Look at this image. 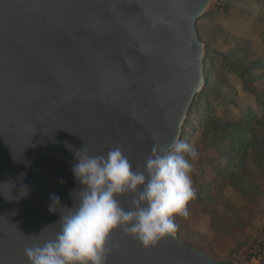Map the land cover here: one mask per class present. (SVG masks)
I'll list each match as a JSON object with an SVG mask.
<instances>
[{
    "label": "water",
    "instance_id": "1",
    "mask_svg": "<svg viewBox=\"0 0 264 264\" xmlns=\"http://www.w3.org/2000/svg\"><path fill=\"white\" fill-rule=\"evenodd\" d=\"M212 1L0 0V264H29L26 248L55 239L81 188L76 151L120 147L135 169L181 138L206 82L197 21ZM107 264L223 263L177 234L145 248L117 229Z\"/></svg>",
    "mask_w": 264,
    "mask_h": 264
},
{
    "label": "rangeland",
    "instance_id": "2",
    "mask_svg": "<svg viewBox=\"0 0 264 264\" xmlns=\"http://www.w3.org/2000/svg\"><path fill=\"white\" fill-rule=\"evenodd\" d=\"M197 31L217 85V92L213 86L201 99L200 111L206 107L216 126L255 116V133L264 142V101L249 89L264 94V0H213ZM187 131L184 141L199 153L192 173L197 195L187 205L188 216L174 218L176 234L219 263L264 264L258 260L264 248V162L250 149L241 168L230 166L205 143L198 121Z\"/></svg>",
    "mask_w": 264,
    "mask_h": 264
},
{
    "label": "clouds",
    "instance_id": "3",
    "mask_svg": "<svg viewBox=\"0 0 264 264\" xmlns=\"http://www.w3.org/2000/svg\"><path fill=\"white\" fill-rule=\"evenodd\" d=\"M72 166L81 185L76 205L61 216L55 239L25 249L29 264H107L109 238L122 229L145 248L177 232L175 217H187V205L196 198L192 173L197 149L176 137L155 145L143 165L133 168L122 148L93 156L83 147ZM130 197L131 207L121 204ZM50 211L60 204L51 197Z\"/></svg>",
    "mask_w": 264,
    "mask_h": 264
},
{
    "label": "trees",
    "instance_id": "4",
    "mask_svg": "<svg viewBox=\"0 0 264 264\" xmlns=\"http://www.w3.org/2000/svg\"><path fill=\"white\" fill-rule=\"evenodd\" d=\"M204 68L206 75L205 88L196 96L190 108L181 139L184 140L188 134L189 125L195 120L198 121L200 127H204L203 137H205V143L219 149L218 151L230 166L241 168L242 162L248 158L250 149L255 156L264 162V142L258 138L253 126L255 116H247L246 120L237 123L224 122L216 126L218 121L214 118L210 119L206 107L200 111L201 99L206 98L208 91L215 84L212 79L216 76V68L208 55L204 59ZM214 87L215 92H217V85ZM249 89L257 96L258 101H261V103L264 101V94L258 92L254 87ZM193 128L195 129V126L191 127V129ZM191 129L189 131H192ZM223 146L227 149L222 150ZM199 243L201 242L199 241ZM193 246L197 247L196 243H193Z\"/></svg>",
    "mask_w": 264,
    "mask_h": 264
},
{
    "label": "built area",
    "instance_id": "5",
    "mask_svg": "<svg viewBox=\"0 0 264 264\" xmlns=\"http://www.w3.org/2000/svg\"><path fill=\"white\" fill-rule=\"evenodd\" d=\"M258 258H259L258 260H260L264 263V248L262 251H259Z\"/></svg>",
    "mask_w": 264,
    "mask_h": 264
}]
</instances>
